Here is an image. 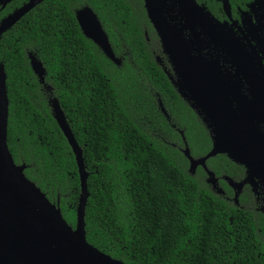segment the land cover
Wrapping results in <instances>:
<instances>
[{
  "label": "trees",
  "instance_id": "trees-1",
  "mask_svg": "<svg viewBox=\"0 0 264 264\" xmlns=\"http://www.w3.org/2000/svg\"><path fill=\"white\" fill-rule=\"evenodd\" d=\"M29 0H13L0 19ZM206 2L218 15L214 0ZM232 5L239 0H230ZM90 11L108 50L85 33ZM142 0H43L0 36L6 73L7 147L25 176L75 226L81 187L75 155L59 127L58 103L81 149L88 197L87 241L125 264H264V214L245 186L239 205L193 158L212 147L209 130L181 98ZM234 180L244 167L206 161ZM223 193H222V192Z\"/></svg>",
  "mask_w": 264,
  "mask_h": 264
},
{
  "label": "water",
  "instance_id": "water-1",
  "mask_svg": "<svg viewBox=\"0 0 264 264\" xmlns=\"http://www.w3.org/2000/svg\"><path fill=\"white\" fill-rule=\"evenodd\" d=\"M10 1L0 0V7ZM42 1L29 0L3 18L0 35ZM170 2L169 18L165 15L167 0H145L146 12L179 77L181 97L187 100L209 129L212 141L211 150L203 157L193 158L186 143L183 154L189 161V171L194 173L201 166L212 184L216 179L206 166L210 157L226 153L232 161L246 166L248 173L242 182L225 177L234 190L237 202L242 186L245 183L255 186V177L264 188V132L257 124L259 121L264 123V41L260 56L253 47L236 40L230 28L211 21L195 0ZM223 6L230 13L228 0H224ZM80 22L85 33L107 51L106 37L95 16L90 11L83 12ZM198 28L200 31H197ZM186 30L190 38H187ZM201 33H205L225 55L232 58L236 70L249 87L253 100L239 103L238 112L229 97L233 86L223 78L217 60L201 54ZM170 78L174 83L172 76ZM235 93L245 98L238 86ZM52 109L78 165L81 193L74 228L63 218L58 202L49 201L25 176L24 166L14 163L8 150L7 83L4 67L0 64V264H125L100 251L86 239L87 173L81 149L57 102L52 104Z\"/></svg>",
  "mask_w": 264,
  "mask_h": 264
},
{
  "label": "flooded vegetation",
  "instance_id": "flooded-vegetation-1",
  "mask_svg": "<svg viewBox=\"0 0 264 264\" xmlns=\"http://www.w3.org/2000/svg\"><path fill=\"white\" fill-rule=\"evenodd\" d=\"M12 1L8 2L4 7L1 6L0 11L2 9H4ZM167 1H168V4L165 7V15L167 18H169V16H170L169 6L171 3L170 2L171 0H167ZM195 1L203 9L205 14L209 17V19L211 21L220 23V24L225 25L226 27L230 28L232 30V34L234 35V38H236V40L240 41L242 44H245L247 47H253L254 50H256L260 56H262L261 49H263V47L261 46L262 45L261 43L264 41V0H239L234 4V6L232 5L231 1L228 0L229 5H230V9H229L230 13H228L223 6L224 0H214L216 3L219 4V6H218L219 7L218 8L219 13L217 16L215 13H213L211 11V8L207 5L206 2H202L199 0H195ZM142 4H143V7H144L145 12H146L145 0H142ZM146 15H147V12H146ZM147 18L150 21L148 15H147ZM1 20L2 19H0V21ZM150 23L155 30V27L153 26L151 21H150ZM197 31H200V29L198 28ZM155 32H156V30H155ZM185 34H186L187 38H190V34H189L188 30L185 31ZM157 36H158V34H157ZM200 37L202 39V43H201L202 46L200 48L201 54L204 55L208 59H216L218 62V66L223 71V78L227 80V83L229 80V82L232 84L233 92L232 91L229 92V97L231 99V103H232L234 109L238 112L239 111V109H238L239 103H242V101H244V100L249 101V102H252V100H253V98L251 97V95L248 91L249 87L245 83V81H244L243 77L240 75V73H238V71L236 70V66H235L232 58L228 55H225L221 51V49L219 48V45L217 46L215 43H213L212 40L205 33H201ZM158 39H159V42L161 45L162 52L166 56V59H167L166 61H167L168 65L164 64L161 61V59H158V63L161 65L164 72H166L168 74V77L170 80H171L170 76H172L175 84L172 83V81H171V83L173 84L176 91L180 95V93L178 91L179 85L181 87L179 77L176 74V72L173 70L171 63H170L165 51L163 50L162 43H161L159 36H158ZM200 49H198V50H200ZM194 53L197 54V51L194 50ZM262 62L264 65V59H262ZM227 83H226V85H227ZM236 86H238L239 90L242 92V94L245 96V98L240 97L239 95H237L235 93L236 92ZM183 100L189 105V103L187 102L186 99H183ZM257 124H258L259 128L261 129V131L264 132V123L259 121V122H257ZM224 154H226V153H224ZM226 155H228V154H226ZM230 160H231V158H230ZM240 165H242L244 167V176H243V178H241L240 180H237V181L228 175L216 176L215 173L207 167L208 170L213 172L214 177L216 179L215 183L214 184L211 183V184L215 185V187H217L218 185H220V181H225L228 185V182L225 179V177H229L235 182H242L245 179V177L247 176L248 168L246 166H244L243 164H240ZM199 167H201V166H199ZM254 182H255V186L251 185L250 183H245L242 186L239 195L241 194V192L243 191L245 186H249V190L252 193V197H254V203H255L256 209L264 214V188H263L260 180L257 177H255ZM232 192H233V197H231V198L226 197V198L231 199V201L235 205L238 206L239 201L235 202L233 189H232ZM239 195H238V199H239Z\"/></svg>",
  "mask_w": 264,
  "mask_h": 264
}]
</instances>
